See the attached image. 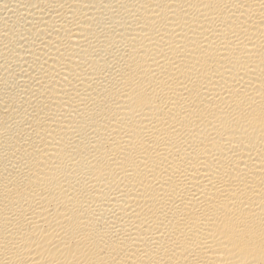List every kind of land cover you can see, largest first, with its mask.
Here are the masks:
<instances>
[{"label": "bare ground", "instance_id": "1", "mask_svg": "<svg viewBox=\"0 0 264 264\" xmlns=\"http://www.w3.org/2000/svg\"><path fill=\"white\" fill-rule=\"evenodd\" d=\"M0 264H264V0H0Z\"/></svg>", "mask_w": 264, "mask_h": 264}]
</instances>
